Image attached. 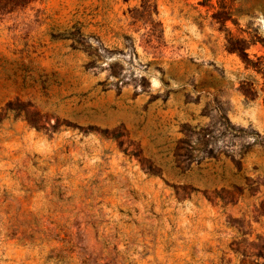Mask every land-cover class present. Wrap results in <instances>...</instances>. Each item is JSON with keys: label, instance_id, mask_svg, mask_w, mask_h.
I'll return each instance as SVG.
<instances>
[{"label": "rangeland", "instance_id": "1", "mask_svg": "<svg viewBox=\"0 0 264 264\" xmlns=\"http://www.w3.org/2000/svg\"><path fill=\"white\" fill-rule=\"evenodd\" d=\"M0 264H264V0L0 16Z\"/></svg>", "mask_w": 264, "mask_h": 264}, {"label": "trees", "instance_id": "2", "mask_svg": "<svg viewBox=\"0 0 264 264\" xmlns=\"http://www.w3.org/2000/svg\"><path fill=\"white\" fill-rule=\"evenodd\" d=\"M34 1L36 0H0V16L4 17L19 10H23ZM31 123L33 126L37 127V120Z\"/></svg>", "mask_w": 264, "mask_h": 264}]
</instances>
